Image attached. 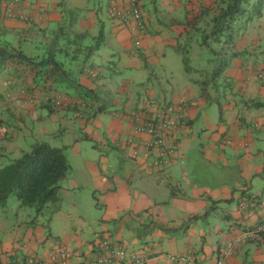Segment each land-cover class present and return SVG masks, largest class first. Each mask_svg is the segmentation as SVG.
<instances>
[{"label":"crops","instance_id":"0c3cea01","mask_svg":"<svg viewBox=\"0 0 264 264\" xmlns=\"http://www.w3.org/2000/svg\"><path fill=\"white\" fill-rule=\"evenodd\" d=\"M7 1L0 0V61L7 54L31 61L0 64L1 154L18 158L31 149L21 146L24 128L34 137L36 125L51 134L77 124L95 154L77 165L83 177L69 160L51 218L32 224L35 215L19 207L0 218V264H59L50 255L61 247L72 255L69 264H86L104 255L105 240L127 253L113 264H132V255L145 264H174L168 253L217 264L227 243L264 222V12L228 48L239 55L215 78L222 44L201 45L193 26L207 25L200 10L216 0H142L144 35L109 17L110 0H20L12 16ZM23 89L33 105L25 104ZM58 95L85 102L84 114L50 109L46 100ZM208 103L218 107L219 121L211 125L207 117L197 125ZM173 104L187 106L190 129L170 164L157 169L144 156L149 137L134 135L129 112ZM2 114L27 116L33 129ZM62 148L81 154L79 139ZM83 189L88 195L78 198ZM226 264H264V242L239 245Z\"/></svg>","mask_w":264,"mask_h":264},{"label":"trees","instance_id":"16d2710c","mask_svg":"<svg viewBox=\"0 0 264 264\" xmlns=\"http://www.w3.org/2000/svg\"><path fill=\"white\" fill-rule=\"evenodd\" d=\"M8 3L9 0L7 6ZM263 9L264 0H216L211 7L200 10L199 18L207 19V25L204 27L196 21L192 26L195 31H200L202 34L201 45L207 47L210 40L222 44L221 50L217 53L218 68L214 74L215 78L220 76L230 62L239 55V53H229L227 50L234 46L237 38L249 28L255 19L263 16ZM182 53L187 67L189 59L184 50ZM3 58V61H0L1 65L7 61L11 63L19 60L28 63L31 61L21 54H7L3 55ZM52 65L59 69L61 67L60 62L55 58L54 60L52 58ZM47 72L48 68L41 71V74L43 73L47 78L49 77ZM89 73L92 74L91 71ZM94 74V76L98 75L96 72ZM25 92L29 91L25 90ZM62 96L58 95L54 99L48 97L46 105L52 109V100H58ZM64 97L66 100L60 104L61 106L65 105L76 110L80 108V112L83 113L81 106L84 107L85 102L79 101L71 104L68 98ZM65 151V148L50 147L43 142L34 144L29 151L22 153L18 158H10L8 164L0 168V207L6 205L8 198L14 195L21 209L34 210L35 216L32 224L42 216L51 218L60 209L62 182L71 171V164ZM0 156L5 155L0 152ZM262 223L264 222L260 224ZM259 242H264V239H259Z\"/></svg>","mask_w":264,"mask_h":264},{"label":"built area","instance_id":"2783aa9c","mask_svg":"<svg viewBox=\"0 0 264 264\" xmlns=\"http://www.w3.org/2000/svg\"><path fill=\"white\" fill-rule=\"evenodd\" d=\"M127 3L125 8L117 5L116 0H110L109 17L117 20L122 27H129L133 31L144 35L147 31V21L143 12L142 0H124ZM20 0H9L7 12L13 15V9ZM263 75H259L262 77ZM66 99L60 97L58 100H52L53 103H64ZM33 101V99H32ZM79 112L76 117H82ZM129 116L134 122L133 133L137 135H147L148 140L144 142V156L149 166L163 168L170 164L171 159L179 151L178 143L181 137L189 127V111L184 104H173L168 106H148L140 107L129 112ZM132 142V141H131ZM264 239V223L254 227V229L244 230L234 240L227 243L220 252L217 264H226L235 249L248 241ZM104 255L98 259L86 264H113L117 260H123L127 253L124 249L117 248L105 240L102 243ZM132 264H145L143 259L136 255L130 256ZM164 258L174 264H188L193 262L192 256L165 254ZM72 259L71 253L65 248H59L57 252L50 255V260L59 264H69ZM29 264H43L38 258H30Z\"/></svg>","mask_w":264,"mask_h":264},{"label":"rangeland","instance_id":"374dc122","mask_svg":"<svg viewBox=\"0 0 264 264\" xmlns=\"http://www.w3.org/2000/svg\"><path fill=\"white\" fill-rule=\"evenodd\" d=\"M104 8L106 10V7H104ZM105 10H104L103 14L106 13ZM106 15L107 14H105V18H106ZM166 88L168 89V87H166ZM21 92H22V97H25V99L27 100V101H25L26 103L25 102L24 103L25 104L30 103L29 105H33L34 102L32 100H28L26 98L27 93L25 92V90L24 89L20 90V93ZM8 94L9 93H7V95H5V97H7V96L9 97ZM10 94H11V92H10ZM51 106H52L53 109L57 110V109H60L62 106H65V105L61 106L60 104L55 102ZM107 111L110 112V110H107ZM73 114H74V111L71 112L70 115L73 117ZM2 115L4 117L8 116L7 114H2ZM104 116H106V115H104ZM199 116H200V120L197 121V125L201 126L203 124L204 119H206L207 117L209 118V120H210L209 122L211 123V125H216L218 123V121H219V109L214 103H208V108L203 109L201 107ZM13 117L12 116H8V119L16 127L20 126V127L23 128V126L19 125L18 121H17V120H19L21 118L24 121L23 123H25L30 128V130L33 129L32 120L28 119L27 116L25 118H22L21 115L18 114V115H15ZM108 117H110L109 113L107 114V118ZM190 124H191V121H189L188 129H190ZM35 128H36L35 129L36 130V134L34 135V137L29 135L30 131H28L25 128L23 129L22 135L20 136V139L25 141L24 142L25 144L21 145L23 148L29 149L33 144L43 143V142L44 143L46 142L48 145H50V147L52 146V147H55V148H62L63 146H66L67 144L73 146L75 140L79 139V144L81 145V151H80L81 154H80V156L76 157L75 155H73V153H71V151H69L66 154L69 156V160L71 161L72 165L74 166L73 172L76 171V172L79 173L80 176L83 177V175L81 174V171H80V169L78 168L77 165H80V162L82 160H86V159L90 158L91 154H95V152H92L94 144L91 141H89L88 139L85 138V136L81 133L78 124H77V126L74 128V130L72 132H67V133L66 132H62V131L59 133V131H57V132H53V133L50 134L49 131L41 132L37 125L35 126ZM1 133L2 132H1V128H0V137L2 136ZM45 134L46 135H50L51 139L47 138V140H45ZM22 137H24V138H22ZM180 139H181V137H179V139H178V143L179 144H180ZM3 140H4V137H2L0 139V142H2ZM5 144L7 145L8 142L6 141ZM8 162H9V158H7V157L5 158V156L4 157L0 156V168H3L4 166H6L8 164ZM85 195H88V192L85 189H83V191L80 192V194L79 193L76 194V196H78V198H81V197L83 198V197H85ZM6 204H7L6 209L0 207V218L5 216L7 213H9L8 215L11 216L12 212H17L18 207L20 208V203H19V201L16 199V197L14 195H11L8 198ZM25 210L31 211V213H33V215H35L34 210H31V209H25ZM44 218H45L44 216L41 217V219H44ZM33 219L34 218H32V220Z\"/></svg>","mask_w":264,"mask_h":264}]
</instances>
